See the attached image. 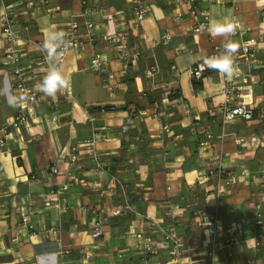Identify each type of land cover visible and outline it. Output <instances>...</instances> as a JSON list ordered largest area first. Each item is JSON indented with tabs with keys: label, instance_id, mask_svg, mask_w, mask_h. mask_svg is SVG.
<instances>
[{
	"label": "crops",
	"instance_id": "0c3cea01",
	"mask_svg": "<svg viewBox=\"0 0 264 264\" xmlns=\"http://www.w3.org/2000/svg\"><path fill=\"white\" fill-rule=\"evenodd\" d=\"M143 1L149 13L135 28L127 0H88L89 7L108 12L92 17L97 41L58 63L70 99L63 100L61 90L55 97L42 94L29 125L13 131L7 148L0 150V264H169L171 245L153 223L181 242L182 255L173 264H202L211 238L201 211L239 230L238 243L219 250L214 264H264V118L258 116L264 110V0H236L243 32L234 42L254 45L255 77L243 100L256 115L228 123L218 110L224 101L223 75L205 70L196 88L188 70L205 67L214 46L230 37L194 33L197 18L175 0ZM4 2L15 13L28 84L35 85L42 79V69L32 66L40 44L53 31L65 33L84 8L80 0H52L48 16L28 0ZM206 9L209 28L230 24L233 11L227 4L202 3L200 10ZM116 30L128 33L129 47L141 50L140 59L124 65L114 47L100 41ZM166 35L171 40L163 43ZM4 48L0 37V90L11 95ZM97 52L108 59L113 75L108 84L90 69ZM152 67L157 71L147 77ZM99 107L113 110L100 113ZM16 110L0 95V125L9 123ZM88 112L96 118L93 126ZM102 126L108 138L96 146L103 156L97 168L82 144ZM72 145H79L81 158L68 178L66 149ZM50 164L58 174L50 173ZM221 168L236 176L234 184L225 185ZM67 184L68 190L60 192ZM118 209L121 214L114 215ZM97 225L102 235L94 239ZM138 234L152 242V253H144Z\"/></svg>",
	"mask_w": 264,
	"mask_h": 264
},
{
	"label": "built area",
	"instance_id": "2783aa9c",
	"mask_svg": "<svg viewBox=\"0 0 264 264\" xmlns=\"http://www.w3.org/2000/svg\"><path fill=\"white\" fill-rule=\"evenodd\" d=\"M36 10L45 13L50 16L53 13L52 0H28ZM131 6V11L134 17V27L138 28L140 24L145 20L149 13L148 6L143 0H127ZM178 4L183 5L189 9L191 15L197 18L196 24L193 28V32L201 34L208 32L210 23V11L200 10L202 3H214L222 2L231 7L233 15L230 21L236 31L235 34L230 36L229 40L233 41L242 36L243 24L236 16L238 7L236 0H175ZM84 12L80 16H74L65 34V39L70 41L69 50L64 53L58 63L64 62L67 55L72 52H82L89 44H94L97 41L96 25L92 17L96 14H106L108 11L104 7H89L88 0H80ZM0 6L2 11L0 12V37L4 41V62L7 69L6 76L11 79V84L8 85V90L12 94L25 97L24 101L17 106V110L13 115L11 121L7 124L0 125V150L3 151L7 148L10 141L11 133L13 131H19L26 128L33 115L34 107L41 102L42 94L36 85L40 83L49 70V62L46 60V54L43 51V45L40 44V54L33 62V67L42 69V79L35 85L28 84L27 68L23 63V54L20 47L21 36L18 29L15 26L14 11L5 5L4 0H0ZM27 29V28H26ZM100 41L108 43L114 47L117 52V58L128 65L131 61H136L142 56L140 49L131 50L129 47V35L128 33L116 30L112 34H106L99 38ZM171 40L170 35H166L163 38V43H168ZM228 40V41H229ZM215 45L213 52L210 55V59L213 56H219L224 53V44ZM254 45L250 40H243L238 45V50L233 54V60L238 68V71L232 78H225L223 76L224 87L222 89V95L224 98L223 103L219 107V113L223 123L231 122L235 119H243L246 121L252 120L256 115V110L249 104H246L243 100L250 84L255 77L254 66ZM108 59L103 53H95L91 59L90 69L95 73L102 76V81L105 84L113 78L111 73L107 71ZM205 67L202 64L191 67L188 70V74L192 81L200 82L205 76ZM157 67H152L147 72V77H153ZM180 73L182 71H179ZM62 91L63 100L70 99V92L67 86L60 89ZM11 94V95H12ZM53 107H59L58 102L53 103ZM98 112H107L104 107H99ZM191 111H187L189 114ZM258 116L264 118V110L258 111ZM88 120L93 126L96 122V118L91 112H88ZM163 132L168 133L170 128L167 125L162 127ZM207 139H212V134L206 133ZM108 138L107 127H94L93 135L90 139L83 142V146L88 149L89 155L92 157L97 168L102 167L103 156L96 150V146L105 141ZM223 138V136H221ZM240 144L239 141H237ZM200 146H205L206 141H200ZM66 158L68 160L69 169L66 172V176L71 178L74 176V172L81 158V152L79 145H72L66 149ZM219 164V163H218ZM219 166V165H218ZM48 170L51 174L56 175L59 173V169L56 165H48ZM246 171H242L241 175H244ZM218 174L226 176L225 185L231 186L236 182V176L224 168L219 169ZM261 186L264 188V171L261 177ZM69 185H63L60 192L67 191ZM46 206H50L49 202L45 203ZM260 208V206H258ZM121 210H115L114 215L121 214ZM199 217L206 220L208 232L211 238L210 245L207 249L206 256L202 264H214V258L217 252L225 247L235 246L238 243V227H224L216 214H209L206 211H201ZM24 223H28L27 218H23ZM29 229H33L28 225ZM152 229L159 231L163 239L170 243L169 249L170 262H173L182 255L181 242L179 239L173 237L170 232L162 229L157 223L152 224ZM102 230L99 225L94 228L92 237L94 239L100 238ZM137 237L142 240V249L144 253L149 254L153 252L152 242L146 239L143 234H138ZM88 255H85L86 260Z\"/></svg>",
	"mask_w": 264,
	"mask_h": 264
},
{
	"label": "clouds",
	"instance_id": "9594fccd",
	"mask_svg": "<svg viewBox=\"0 0 264 264\" xmlns=\"http://www.w3.org/2000/svg\"><path fill=\"white\" fill-rule=\"evenodd\" d=\"M209 33L216 36L230 37L235 34V27L232 24L217 23L208 29ZM66 34L62 32H51L43 45L46 53V60L49 62V70L43 80L36 85V88L48 97H55L57 92L67 86V80L59 67V60L62 55L69 50L70 41L65 39ZM238 50V45L229 40L224 44V53L213 56L210 60L204 61L205 69L222 74L225 78H232L238 71L233 60V54ZM0 95H5L10 106H19L25 99L23 96L15 94L8 95L0 90Z\"/></svg>",
	"mask_w": 264,
	"mask_h": 264
},
{
	"label": "trees",
	"instance_id": "16d2710c",
	"mask_svg": "<svg viewBox=\"0 0 264 264\" xmlns=\"http://www.w3.org/2000/svg\"><path fill=\"white\" fill-rule=\"evenodd\" d=\"M205 72H206V71H205ZM194 85H195L196 88H199V87L201 86V81H200V82H196V81H194ZM104 108H105L106 111H111V110H113L112 107H104Z\"/></svg>",
	"mask_w": 264,
	"mask_h": 264
}]
</instances>
